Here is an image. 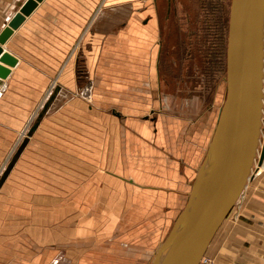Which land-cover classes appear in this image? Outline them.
<instances>
[{"label":"crops","instance_id":"1","mask_svg":"<svg viewBox=\"0 0 264 264\" xmlns=\"http://www.w3.org/2000/svg\"><path fill=\"white\" fill-rule=\"evenodd\" d=\"M26 1L0 0V33ZM160 2L40 0L1 45L16 61L0 63V178L38 102L58 90L0 184V264H69L72 242L76 257L88 254L80 264H142L164 222H137L140 205L181 209L192 174L181 150L187 123L161 88ZM259 171L209 244L211 264H264ZM123 226L139 227L115 237Z\"/></svg>","mask_w":264,"mask_h":264},{"label":"water","instance_id":"2","mask_svg":"<svg viewBox=\"0 0 264 264\" xmlns=\"http://www.w3.org/2000/svg\"><path fill=\"white\" fill-rule=\"evenodd\" d=\"M40 0H27L0 33V63L9 66L15 59L3 52L5 43ZM264 0H231L226 51V95L217 122L196 172L179 230L160 244L152 264L165 251H172L167 264H200L216 232L227 218L249 180L261 134L263 89ZM8 70L0 66V77ZM58 86L30 127L35 131L52 102ZM24 138L0 178V184L20 150ZM264 160V136L258 164Z\"/></svg>","mask_w":264,"mask_h":264},{"label":"rangeland","instance_id":"3","mask_svg":"<svg viewBox=\"0 0 264 264\" xmlns=\"http://www.w3.org/2000/svg\"><path fill=\"white\" fill-rule=\"evenodd\" d=\"M230 2L231 0H161L158 4V25L160 30L158 64L162 82L161 88L165 96H174L176 100L179 98V115L187 123V125L182 127V156L185 162H189L192 174L188 179L184 180L182 178V184H187L188 188L183 190L185 193L181 194L182 203L180 210H168L166 209L167 205H165L163 210H155L152 209L154 205L150 202L140 205L144 207V210H141L139 212L140 215L136 217L138 219L137 222L144 223L146 221L147 223H152L160 220L164 222V226H161L156 239L149 241L147 258L143 259L142 264H152L151 261L156 250L172 232L176 218L185 206L196 172L204 158L224 102L226 95V51ZM82 71H84V75L87 74L86 70L82 69ZM90 88L91 85L85 76L84 91L86 95ZM52 89L51 85L48 91H54L55 88ZM48 98L49 96H45L38 102L36 113L22 131V141L28 137L27 133L30 127ZM168 105H172L171 99ZM151 116L149 114L148 118H151ZM207 118L210 120L209 124ZM263 136L261 138L262 142ZM258 170L262 174L264 167ZM251 186L252 183L249 182L237 203L244 200L245 194ZM150 198H153V196L150 195ZM236 204L228 215L229 218H232L231 220L236 217ZM72 213L70 212V215ZM116 214L120 216L124 212L117 211ZM138 227H118L114 236L118 237L117 234L125 231L130 236L129 234L138 229ZM153 228L155 227L150 226L148 230L151 232ZM54 229L57 231L54 233L59 234V228ZM221 230L222 227L220 226L212 242L220 237ZM69 238L75 239L71 236ZM134 244H131L133 254L137 251ZM76 245H78L76 242L68 244L69 264H80L83 257H86V259L88 257L87 253L82 252L76 257L73 251L77 247ZM87 245L85 244L84 251H87ZM56 261L54 259V263ZM98 261H104V263L112 262L108 258L103 260L100 258ZM130 262L129 260L123 261L124 264H136V259ZM118 264H120L119 261ZM137 264H141V262L138 261ZM200 264H211V260L207 258V263L200 262Z\"/></svg>","mask_w":264,"mask_h":264},{"label":"bare ground","instance_id":"4","mask_svg":"<svg viewBox=\"0 0 264 264\" xmlns=\"http://www.w3.org/2000/svg\"><path fill=\"white\" fill-rule=\"evenodd\" d=\"M263 53H264V25H263ZM262 93H263V96H262V103H263V106H262V119H261V122H262V124H261V137H260V142H259V146H258V151H257V154H256V159H255V161H254V165H253V167H252V170H251V174H252V178L251 179H253L254 177H255V174H256V172L258 171V169H261V168H263L264 167V160H263V163L261 164V165H259L258 163H257V160H258V157H259V153H260V147L262 146V136L264 135V65H263V89H262ZM223 105V104H222ZM255 165H257L256 167H254ZM250 182V180L248 181V183ZM247 183V184H248ZM247 186V185H246ZM185 206H186V203H185ZM184 209V208H183ZM182 210H181V212L179 213V215H178V217L176 218V221H175V223H174V227H173V230H172V232H173V234H175L178 230H179V228L181 227V225H182V222H183V218H184V214H183V216H182ZM159 248V247H158ZM158 250V249H157ZM157 250H156V252H157ZM156 252H155V254H156ZM171 250L170 251H165L163 254H162V256L158 259V263L157 264H167V262H168V260H169V257H170V255H171ZM155 254H154V256H153V258H152V261H151V263L153 262V260H154V257H155ZM204 258H206L205 256H204ZM207 259V258H206Z\"/></svg>","mask_w":264,"mask_h":264},{"label":"built area","instance_id":"5","mask_svg":"<svg viewBox=\"0 0 264 264\" xmlns=\"http://www.w3.org/2000/svg\"><path fill=\"white\" fill-rule=\"evenodd\" d=\"M201 262L207 263V259L203 257Z\"/></svg>","mask_w":264,"mask_h":264}]
</instances>
